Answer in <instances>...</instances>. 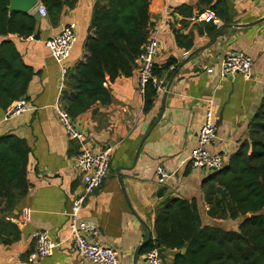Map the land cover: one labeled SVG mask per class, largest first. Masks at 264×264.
Returning <instances> with one entry per match:
<instances>
[{
    "label": "crops",
    "instance_id": "crops-1",
    "mask_svg": "<svg viewBox=\"0 0 264 264\" xmlns=\"http://www.w3.org/2000/svg\"><path fill=\"white\" fill-rule=\"evenodd\" d=\"M97 1L78 0L57 22L49 14L42 17L34 33L40 30L37 39L0 36V42L12 40L36 72L23 97L29 110L7 120V109L19 99L0 109V138L18 136L31 149L28 194L5 217L17 226L19 237L7 244L15 234L0 224V264H92L73 246L68 217L84 186L83 174L75 165L83 146L94 151L114 147L110 172L88 196L80 217L96 226L101 242L117 251L121 264H148L144 249L156 239V214L168 199L194 201L202 226L236 230L243 220L210 214L203 189L211 172L192 168L189 157L209 100L219 125L218 138L210 146L213 153L228 159L249 139V125L264 101V0H150L151 38L159 41L156 64L165 70L157 76V97L146 109L136 61L132 75L120 74L104 83L107 103L97 101L85 112L71 115L85 134L80 141L68 135L59 110L68 111L77 94L72 68L89 58L87 44L97 36L96 29L90 28ZM207 10L216 13L214 21L191 20ZM71 21L77 22L78 41L64 74L47 41ZM230 50L252 55L253 78L223 75V61ZM171 60L176 62L165 68ZM160 166L167 172L163 182L158 177ZM25 210L31 211L29 220L23 218ZM38 230L47 232L57 246L52 255L30 262L31 234ZM173 258L174 251L167 250L164 264H172Z\"/></svg>",
    "mask_w": 264,
    "mask_h": 264
},
{
    "label": "trees",
    "instance_id": "trees-1",
    "mask_svg": "<svg viewBox=\"0 0 264 264\" xmlns=\"http://www.w3.org/2000/svg\"><path fill=\"white\" fill-rule=\"evenodd\" d=\"M53 22L60 20L66 8L76 7L78 0H41ZM10 0H0V36L34 35L38 20L34 13L9 9ZM150 0H99L95 3L90 28L97 36L89 40L90 52L85 63L72 68L77 94L68 111L73 117L85 112L97 101H109L104 83L120 74L132 75L136 60L151 40ZM176 61L171 60L165 68ZM164 69L155 63L154 75ZM36 74L12 40L0 42V109L26 96ZM153 81L145 92L146 109L156 97ZM245 140L225 166L206 179L204 193L210 202V214L217 218H243L236 230L202 226L197 204L171 198L159 208L155 220L156 239L144 251L158 247L162 257L174 251L172 264H264V101L249 125ZM31 149L18 136L0 138V224L19 237L17 226L6 220L28 194L30 183L27 165ZM1 233V231H0ZM186 248L183 252L182 249Z\"/></svg>",
    "mask_w": 264,
    "mask_h": 264
},
{
    "label": "built area",
    "instance_id": "built-area-1",
    "mask_svg": "<svg viewBox=\"0 0 264 264\" xmlns=\"http://www.w3.org/2000/svg\"><path fill=\"white\" fill-rule=\"evenodd\" d=\"M33 11H37L41 17L48 16L47 7L40 1ZM213 10L200 12L191 17L194 22H211L216 19ZM77 22L71 21L64 25L62 31L47 41V46L60 63L64 74L68 73V60L78 41ZM159 52V41L151 38L145 45L144 50L137 58V72L139 90L145 94L147 84L153 81L156 85L159 80L154 75V66ZM223 75L229 76L241 74L247 79L253 78L254 59L251 54L245 51L230 50L223 61ZM30 106L26 99H19L7 109L5 119H12L27 110ZM60 121L71 138L80 141L85 140V134L77 128L71 114L64 109L59 110ZM219 125L214 121V109L211 100L208 101L205 122L198 135V141L192 150L189 163L194 169L207 170L209 172L221 170L226 164V157L223 154L213 153L211 144L218 138ZM113 146H106L103 149L94 151L83 146L75 161L76 167L83 174L84 186L82 191L74 198L71 209L68 212L69 230L73 246L92 264H121L117 251L105 246L100 240V233L96 226L81 219V210L90 194L98 189L110 172L111 153ZM167 172L163 166L158 168L159 181L163 182ZM31 211L25 210L23 218L29 220ZM34 240V249L29 255L30 262H36L54 253L57 246L47 232L38 230L31 234ZM148 264H164L158 247L152 248L146 254Z\"/></svg>",
    "mask_w": 264,
    "mask_h": 264
},
{
    "label": "water",
    "instance_id": "water-1",
    "mask_svg": "<svg viewBox=\"0 0 264 264\" xmlns=\"http://www.w3.org/2000/svg\"><path fill=\"white\" fill-rule=\"evenodd\" d=\"M39 2L40 0H10L9 9L30 13L35 9V7L38 5ZM34 15L36 19L39 22H41L42 20L41 15L38 12H34ZM221 32H222V29L218 32L217 36H219ZM39 33H40V30H38L37 33L33 35V37L35 39L39 38L40 37ZM150 241H151V236L148 239V242ZM140 248L141 246L138 248L136 255L139 253ZM183 251H185V249H183Z\"/></svg>",
    "mask_w": 264,
    "mask_h": 264
}]
</instances>
